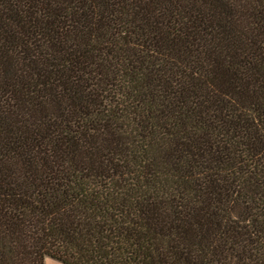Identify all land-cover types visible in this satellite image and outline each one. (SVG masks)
<instances>
[{"label": "trees", "instance_id": "16d2710c", "mask_svg": "<svg viewBox=\"0 0 264 264\" xmlns=\"http://www.w3.org/2000/svg\"><path fill=\"white\" fill-rule=\"evenodd\" d=\"M264 264V0H0V264Z\"/></svg>", "mask_w": 264, "mask_h": 264}, {"label": "crops", "instance_id": "0c3cea01", "mask_svg": "<svg viewBox=\"0 0 264 264\" xmlns=\"http://www.w3.org/2000/svg\"><path fill=\"white\" fill-rule=\"evenodd\" d=\"M53 261H55V260L47 258V259H45V264H54Z\"/></svg>", "mask_w": 264, "mask_h": 264}, {"label": "rangeland", "instance_id": "374dc122", "mask_svg": "<svg viewBox=\"0 0 264 264\" xmlns=\"http://www.w3.org/2000/svg\"><path fill=\"white\" fill-rule=\"evenodd\" d=\"M54 262V264H61V263H59V262H57V261H53Z\"/></svg>", "mask_w": 264, "mask_h": 264}]
</instances>
